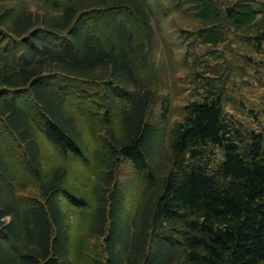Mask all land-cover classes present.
Segmentation results:
<instances>
[{
    "label": "trees",
    "instance_id": "trees-1",
    "mask_svg": "<svg viewBox=\"0 0 264 264\" xmlns=\"http://www.w3.org/2000/svg\"><path fill=\"white\" fill-rule=\"evenodd\" d=\"M162 19L211 76L166 127ZM251 52L264 0H0V264H264V106L224 96Z\"/></svg>",
    "mask_w": 264,
    "mask_h": 264
},
{
    "label": "rangeland",
    "instance_id": "rangeland-1",
    "mask_svg": "<svg viewBox=\"0 0 264 264\" xmlns=\"http://www.w3.org/2000/svg\"><path fill=\"white\" fill-rule=\"evenodd\" d=\"M150 7L152 8V5ZM155 14H160V11H155ZM174 17L179 16L175 14ZM171 18L172 17H165L168 22H170L169 20H171ZM179 19L182 20L181 17H179ZM161 23L163 28L157 30L160 40L159 44L161 45L159 48L161 55H158L159 53H157V58L159 60L161 57L162 61L156 63L159 65L161 63L162 71L160 68V74L157 72L156 78L160 76V82H162L163 76L165 75V84L161 91L162 95L160 96H168L169 112L166 121L163 120L164 124H160L166 127L182 116V107L184 103L194 98L196 94H199V92H202L203 90L200 86L204 85L206 80H211V78L206 79L200 84L195 78V72L199 71L203 76H211L207 73L206 68L196 65L197 61L203 58L198 57V54L204 53L203 49H194L193 46L189 45L192 39L188 34H186L184 39L178 38L176 31H172L170 28L165 27L163 19ZM163 49L165 50V55H162V51L164 52ZM247 51H249V48L245 46H242L240 50H237L238 53H245ZM252 53L253 52H251V54ZM252 55L253 60L260 64L257 67L259 71L250 67V65H246L241 54L238 55L237 59L231 58L230 60V62L232 61L233 63L232 75H234V77L232 79V83L224 91V96L227 111L234 114V116L238 119H242V117H244L243 115L238 114V110H240L243 105L247 106L245 108H258L259 106H264V54ZM210 62L213 63L212 60H210ZM151 69L152 67L150 65V70ZM161 100V97H159L155 102L153 110H151L153 118L157 119L161 113ZM247 120L244 117V121L247 122ZM251 125L255 126L256 121L251 122ZM215 151V155L219 158V151ZM74 160L75 158L68 162L71 166L67 165L70 173L67 180L70 184H75L77 187H81L85 191L86 186L90 185L93 181L89 180L90 176H87L85 167L81 163ZM88 169L90 168L88 167ZM135 176L136 174L133 167L128 162L122 160L116 168V182H119L122 185L124 183L127 185L128 182L136 184L138 180H136ZM130 191L131 190L128 192ZM131 195L132 198L126 199L127 205H133L136 201V193L134 190H132Z\"/></svg>",
    "mask_w": 264,
    "mask_h": 264
}]
</instances>
